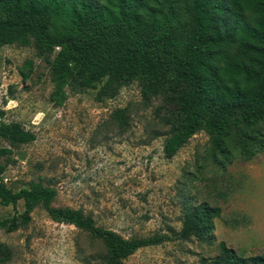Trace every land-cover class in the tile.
Segmentation results:
<instances>
[{"label": "trees", "instance_id": "16d2710c", "mask_svg": "<svg viewBox=\"0 0 264 264\" xmlns=\"http://www.w3.org/2000/svg\"><path fill=\"white\" fill-rule=\"evenodd\" d=\"M13 44L32 46L49 64L50 100L57 105L67 91L98 89L95 99L102 102L135 82L144 102H157L152 112L165 128L164 159L198 132L208 136L205 154L216 170L264 151V0H0V48ZM30 72L25 61L21 81ZM125 111L111 115L118 128L126 124ZM34 135L18 123L0 122V140L11 147ZM10 154L0 147V176ZM56 195L40 180L13 192L0 177V204L13 209L0 231L25 227L40 207L50 221L97 241L100 264H126L144 246L175 239L208 243L210 221L220 216L219 208L201 203L184 209L173 235L123 238L80 209L52 206ZM10 259L0 243V264ZM211 264H264V257H239L220 241Z\"/></svg>", "mask_w": 264, "mask_h": 264}, {"label": "rangeland", "instance_id": "374dc122", "mask_svg": "<svg viewBox=\"0 0 264 264\" xmlns=\"http://www.w3.org/2000/svg\"><path fill=\"white\" fill-rule=\"evenodd\" d=\"M35 52L15 44L0 48V122L35 134L13 147L0 140L11 150L0 176L5 185L17 192L40 180L57 190L52 206L80 209L123 238L173 235L185 208H219L208 243L175 239L144 246L126 264H211L220 241L239 257H264V151L216 170L205 154L208 136L198 132L164 159L165 128L152 112L157 102H144L135 82L102 102L95 99L98 89L67 91L57 105L50 100L49 64ZM25 61L31 72L21 81ZM123 108L126 124L118 128L111 115ZM16 210L23 212V201ZM12 214L11 206L0 204V221ZM0 243L11 252L4 264H100L103 252L85 233L50 221L40 207L25 227L0 231Z\"/></svg>", "mask_w": 264, "mask_h": 264}, {"label": "built area", "instance_id": "2783aa9c", "mask_svg": "<svg viewBox=\"0 0 264 264\" xmlns=\"http://www.w3.org/2000/svg\"><path fill=\"white\" fill-rule=\"evenodd\" d=\"M56 49H58V47H56Z\"/></svg>", "mask_w": 264, "mask_h": 264}]
</instances>
